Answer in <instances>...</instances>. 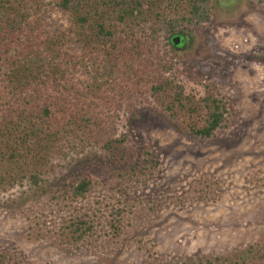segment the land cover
Here are the masks:
<instances>
[{
  "label": "rangeland",
  "instance_id": "1",
  "mask_svg": "<svg viewBox=\"0 0 264 264\" xmlns=\"http://www.w3.org/2000/svg\"><path fill=\"white\" fill-rule=\"evenodd\" d=\"M209 10L182 45L160 30L153 48L142 37L124 49L120 66L136 73L98 77L108 82L98 91L87 53L71 79L87 97L69 101L84 140L69 137L52 165L91 189L72 197L50 175L46 191L0 189V264H225L250 245L264 252V2L210 0ZM167 78L184 107L153 89ZM210 94L226 111L205 138L190 129L205 108L190 106ZM77 217L92 224L82 238Z\"/></svg>",
  "mask_w": 264,
  "mask_h": 264
},
{
  "label": "trees",
  "instance_id": "2",
  "mask_svg": "<svg viewBox=\"0 0 264 264\" xmlns=\"http://www.w3.org/2000/svg\"><path fill=\"white\" fill-rule=\"evenodd\" d=\"M209 2L0 0V189L26 183L46 191L42 183L50 176L55 177L56 189L59 182L65 181L62 174L54 175L52 160L62 152V144L70 141L69 137L84 140L77 132L69 101L76 94L80 99L87 97L71 82L77 68L87 66V53L97 76L90 85L98 91L108 83L99 82L98 77L123 74L128 78L135 72L130 66L128 70L120 66L119 59H125L124 49L134 42L141 43L142 37H147L145 44L153 48L160 30L168 34L174 47L175 37L183 43L185 37L209 21ZM52 12L62 16L66 25L60 24ZM164 70L171 71V66H164ZM173 83V78H167L153 89L169 96L172 93L173 101L184 107L187 98ZM191 103L193 112L206 111L204 124L192 125V133L210 137L225 118V102L210 94ZM69 181L62 187L72 197H84L91 189L92 182L86 176ZM71 223L78 238L92 227L89 220L80 217ZM225 260L229 261L225 264H264V252L250 245ZM215 261L222 264L217 258ZM200 264L216 263L206 259Z\"/></svg>",
  "mask_w": 264,
  "mask_h": 264
},
{
  "label": "flooded vegetation",
  "instance_id": "3",
  "mask_svg": "<svg viewBox=\"0 0 264 264\" xmlns=\"http://www.w3.org/2000/svg\"><path fill=\"white\" fill-rule=\"evenodd\" d=\"M175 40H176L177 45H182L183 44L182 41H181V39L179 40V37H175ZM177 45H175V47Z\"/></svg>",
  "mask_w": 264,
  "mask_h": 264
}]
</instances>
